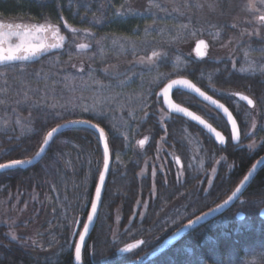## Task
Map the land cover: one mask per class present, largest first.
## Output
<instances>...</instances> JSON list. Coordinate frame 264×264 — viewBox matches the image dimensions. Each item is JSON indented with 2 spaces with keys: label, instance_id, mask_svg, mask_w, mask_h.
<instances>
[{
  "label": "trees",
  "instance_id": "trees-1",
  "mask_svg": "<svg viewBox=\"0 0 264 264\" xmlns=\"http://www.w3.org/2000/svg\"><path fill=\"white\" fill-rule=\"evenodd\" d=\"M85 1H90L91 8L82 5ZM110 1L113 0H35L31 3L12 0L6 1L11 2L10 5L2 3L18 16L21 8L30 19L35 16L40 22L57 26L61 23L63 28L66 22L94 31L96 37L129 35L140 41L141 34L148 32L146 40L126 46L123 54L116 51L114 56H95V37L85 50L78 51L77 46L64 47L37 62L20 65L24 69L22 75L17 68L0 70L3 74L0 76V99L4 100L0 104V164L13 159H32L43 145L47 132L64 122L88 119L105 129L112 159L97 217L83 245V264H125L146 255L189 220L226 200L255 159L240 151L229 154L227 162L220 163L216 176L207 186L208 174L214 169L216 152L220 148L195 124L179 118L177 127L183 134L179 132L168 139L184 159L185 178L179 182L173 166L166 165L164 176L157 174L156 192L152 197L150 176L138 179L137 175L142 160L151 154L158 135L154 133L149 141L151 146H137L138 136L156 128L146 130L147 126L139 124L136 119L157 103L158 90L171 78H188L203 91L212 93V88L222 87L223 68L218 62L188 57L179 52L182 39L170 34L164 37L151 34L150 27L154 24L169 26L167 22L161 23L159 18L145 16L116 20L112 29L107 30L105 26L114 15L111 10H106ZM114 1L119 6L123 0ZM5 8H0V14ZM96 19L99 23H95ZM159 50L170 51V55L154 70L133 68L127 76L116 80L100 72L105 65L148 56ZM259 61L257 58L256 63ZM255 65L264 68V64ZM81 68L83 71H79ZM258 74H262L261 71L244 77L232 76L230 86L235 89L240 83L251 85L254 97L261 98L264 85ZM95 90L111 91L122 98L121 103L123 98L130 97L124 101L129 109L120 110L122 118H117L116 110L108 105H103V115L97 117L67 109V105L72 108L76 104L77 97H92ZM25 92L28 93L27 100L23 99ZM174 97L175 101L196 111L214 127L221 124L196 108L199 102L189 94L175 92ZM131 112L133 115H129ZM5 120L9 122L6 128L3 126ZM222 132L228 135V131ZM102 165L98 135L88 128L75 127L55 135L44 155L32 167L1 172V198L24 191V194L36 193L34 210L39 216L48 210L51 220L47 233L42 236L44 249L20 245L7 237L4 226L0 227V264H74V245L88 216ZM145 201V213L139 219L141 208H137L138 214L134 216L135 208ZM116 209L121 212V235L114 241L112 230ZM262 209L264 166L229 210L188 229L176 243L167 245L157 256L142 264H264V220L259 216ZM238 213L243 214L242 220L236 218ZM73 219L76 220L75 227L79 222L77 232L70 225ZM138 241L144 243L131 253L122 254L121 249Z\"/></svg>",
  "mask_w": 264,
  "mask_h": 264
},
{
  "label": "rangeland",
  "instance_id": "rangeland-1",
  "mask_svg": "<svg viewBox=\"0 0 264 264\" xmlns=\"http://www.w3.org/2000/svg\"><path fill=\"white\" fill-rule=\"evenodd\" d=\"M112 2L115 5L113 7ZM112 2L110 1L109 6H106V10H111L114 14L112 15L113 19L111 18L110 22L105 26L107 30L110 31L112 29V25L116 20L124 21L131 18L135 19L145 16H152L155 19L159 18L161 23L167 22V24L169 23V26L163 24L159 25V23H157L154 24L153 27H150L151 31L149 32L161 37L170 34V36H173L174 38L179 40L182 39L179 52L184 53L188 57L198 58L194 53V43L201 39L204 40L205 44L207 45V48L204 49L202 59L210 62H220L224 59H229L233 62L236 58L235 53L239 44L251 40L264 41V39H261V36L256 34H253L252 36H248L247 34L241 35V33L249 32H259L264 35L262 26L255 19V16L264 14V4H261L260 0H254L258 9L256 13H251L245 10L248 0H221L220 8L215 12H210L206 5L202 10H195L192 8V5L196 3H204V0H152V7L149 6V0H123L122 4L119 5L120 7L116 6L118 2L115 3L114 0ZM83 3L84 4L82 5L91 8L90 1H85ZM122 5L124 6L123 8ZM156 5H159L160 7L158 8ZM183 5H188V7H183ZM174 8L178 9V11H173ZM126 9L130 11L125 12V14L121 16L115 15L117 11H125ZM57 24L62 33L66 36L67 41H69L66 45L67 48H71L72 46L76 47L80 43L91 44L92 41L96 39L95 56H108V54L109 56H114L116 51H119L121 54H123L126 52V46H133V43L136 44L140 41L143 42L148 38L146 37L148 32H145L143 36L141 34V39L139 38L140 41L134 40L129 35H126L125 37H118L115 34H108L103 37H96V32L87 29L90 33H92V35L89 36L85 34V29H80L70 24L71 27L78 30L74 35L68 29L65 28V30L61 23ZM121 24L122 23L119 25ZM184 24L189 25L188 29L181 27ZM233 24L237 25V27L233 28ZM150 28H148V30ZM159 52L161 53L163 59L157 58L151 64L146 62L147 57L151 55L149 54L148 56H144L145 63H140V57H137L131 60H122L113 64L105 65L102 67V69H100V72L102 75L116 80L118 78L127 76L128 72L133 68L139 67L148 71L155 69L162 62L169 59L168 56L170 55V51L167 50H159ZM104 69H108L107 74H105ZM217 90L219 93H224L222 89ZM176 92L180 93V91ZM120 99L122 98H120L119 95L115 96V93L111 91L102 93L95 90L92 97H77L75 102L76 104H74L75 107L73 106L70 108L71 106L69 104L67 105V109H74L77 112L84 114L86 112L92 115L91 112L83 111V108L87 106L89 109H92L94 105H99V107L96 108V111L99 112L101 108L103 109V105H108L110 108L116 110L115 115H117V118H122L123 114L120 110L126 111L129 109L130 106L124 101L130 99V97L123 98L124 100L122 103ZM158 103L153 105L149 114H147L141 120H147L146 122H142L145 126H147L145 127L146 130L151 128L154 129V126H156L162 135H160L158 139L152 158H148L142 163L141 170L137 175L138 179H143L148 175L150 176L152 189L150 193L153 198L156 192L154 184L157 180V174L164 176L168 159L174 161V157L176 156L174 155L175 152L167 147V144L171 146L172 144L167 138V134H165L166 130L169 129L168 123L171 117L168 115V113L164 112L160 103L159 105ZM129 115H133V112L129 113ZM250 144L252 145L251 148L255 149L260 143L258 141H253ZM188 166H190V162ZM216 169L217 166L209 172L207 186L209 181H212L216 176ZM153 170L156 172L155 176H153ZM176 177H178L179 182H182L185 178L184 169L177 172ZM24 192L13 195L9 194L7 198L0 197V227L4 226L7 229L6 235L9 239L13 240V235L16 237V239L13 240L14 242L16 241L23 246L44 249L45 244H43L42 236L47 233V225L51 220L50 215L48 214L49 211L46 210V212L44 211L45 213L43 215L39 216L38 211L34 210L33 205L37 200L38 194L33 192L24 194ZM146 206L147 201L142 204H138L135 208L134 216L138 214L137 208H141L138 215L140 219L145 213L144 210ZM75 222L76 220L73 219L70 223V225H72V229L75 227ZM120 222L121 212L120 209H116L115 225L112 230L114 241H117L119 235H121Z\"/></svg>",
  "mask_w": 264,
  "mask_h": 264
},
{
  "label": "snow or ice",
  "instance_id": "snow-or-ice-1",
  "mask_svg": "<svg viewBox=\"0 0 264 264\" xmlns=\"http://www.w3.org/2000/svg\"><path fill=\"white\" fill-rule=\"evenodd\" d=\"M220 2L221 0H204V3H196L192 5V8L195 10H202L205 5L207 6L208 10L210 12H215L217 9L220 8ZM261 4H264V0H260ZM149 6L152 7V0H149ZM124 6L122 5V8ZM156 7H160L159 5H156ZM183 7H188V5H183ZM245 10L251 13H256L258 11L256 4L254 0H248V4L245 6ZM125 11H117L115 15L121 16L124 15ZM173 11H178V9H173ZM223 14V13H221ZM60 19H63V17H60ZM256 21L262 26V31H264V14H260L258 16H255ZM95 23H99V20L96 19ZM181 27L184 29H188L189 25L184 24ZM233 28L237 27V25L233 24ZM64 28L68 29L71 33L74 35L77 33V29L71 27L66 22L64 24ZM61 29L54 24L50 23H44V24H23V23H0V66H3L6 70L17 68L20 71V74H23L24 69L17 64V62H24V61H30L34 58H40L43 57L45 54L52 52L53 50L61 49L65 42V36L60 34ZM85 34L91 36L92 33H90L87 29L84 30ZM51 35V39L54 42H47L46 37L48 35ZM194 34V33H193ZM247 34L248 36H252L253 34H256L258 36H261V39H264V35L261 33H241V35ZM99 43V42H97ZM115 43V41H114ZM89 47L88 44L80 43L77 46V50H85ZM207 48V45L205 44L204 40H200L197 43V54L203 55L199 51L201 48ZM261 51H264V48L261 49ZM248 56V52L245 51V57ZM157 58L163 59L160 52L153 51L150 56L147 57L146 62L148 64L153 63L154 60ZM58 62V61H57ZM140 63H145V58L140 57ZM233 67L235 68V63L233 64ZM79 71H83V68L79 69ZM105 74L108 73V69H104ZM261 73L264 74V68L260 69ZM91 72V69H90ZM3 74L0 73V76ZM36 75H39V73H36ZM96 83H99L97 81ZM181 86L182 88L190 90L191 93H194L195 96H198L203 99V101H206L208 105L214 106L215 110H222L224 115L227 116L228 123L231 124L232 127V136L231 139L233 141H239L240 140V133L237 131V121L233 118V114L229 111L227 107L223 103H220L219 99H214L213 95L206 94L205 91H202L201 88L197 87L196 84H194L191 80L188 79H179V80H172L170 83L167 84V86L163 90V95L165 97L168 96L169 92L172 91L176 86ZM55 90L54 84H53V91ZM213 94H218V96H224L225 93H219L217 89L212 88L211 89ZM232 96L238 97L240 101H246L247 105L249 107H254V101L253 99H250L247 95H243L239 92L231 93ZM28 93L25 92L23 99L27 100ZM19 102V101H18ZM4 100L0 99V104H3ZM53 108L57 107V105H52ZM63 107V106H62ZM75 107V106H74ZM99 107V105H94L92 109H89L87 106L83 108V111L91 112L93 117L102 116L103 115V109L101 108L99 112L96 111V108ZM169 109L172 112L175 113H182L185 117L190 118L191 121L198 122L199 125H203L205 128H207L210 132L215 134V137L217 140L223 144L224 143V137L221 135L219 131H216V129L212 126L210 123H206V119L202 118L200 115H196L193 112L189 111L186 107H179L175 104H168ZM67 110V109H66ZM74 110V109H73ZM31 115V114H30ZM59 115L62 116V113H59ZM8 121H3V126L6 128L8 126ZM16 124L19 125L20 121L17 119ZM85 126L88 128H91L99 133V142L103 144V169L99 173V181L96 185L95 189V198L91 200V212L88 213V222L83 224L84 232H81L79 234L80 242L75 244V260L77 264H79V261L81 260V243L85 240V233L88 232L90 224L93 223L94 215L97 213V204L101 200V185L105 182V172L109 169V146H108V138L105 133V129L103 127H100L98 123H92L91 120L88 119H80V120H70L65 124L57 125V127L52 128L51 131L47 132V134L44 136V144L47 145L50 140L54 137L55 133H58L60 129L67 128L70 126ZM148 140V137H145L144 139H141L138 141V144L141 148L144 147L145 142ZM249 147H252V145H249ZM45 149L43 146L41 147V152H43ZM159 152V149H158ZM37 156L40 155L38 152L36 154ZM31 160H23V159H13L9 163L0 164V170H9L14 169L17 167L22 168L26 164H31ZM175 163L179 165L181 163L180 158H175ZM261 163H264V160L261 161ZM156 175L155 170H153V176ZM248 177L245 176L244 180H247ZM167 182V181H165ZM209 183H212L209 181ZM237 192L240 191L239 188L236 190ZM236 193H233V196ZM229 199H232L230 196ZM139 203V201H138ZM227 203V201H225ZM191 223V221H190ZM12 239L15 240L16 237L13 235ZM144 243L143 241H138L136 244H128L126 245L121 251L125 253H131L133 249L137 248L140 244Z\"/></svg>",
  "mask_w": 264,
  "mask_h": 264
},
{
  "label": "flooded vegetation",
  "instance_id": "flooded-vegetation-1",
  "mask_svg": "<svg viewBox=\"0 0 264 264\" xmlns=\"http://www.w3.org/2000/svg\"><path fill=\"white\" fill-rule=\"evenodd\" d=\"M6 1H12V0H4V1L0 0V8H5L4 5L11 3V2H6ZM19 1L31 3L35 0H19ZM2 3L4 5H2ZM2 6H4V7H2ZM2 11H3V13L0 14V23H13V24L23 23V24H29V25H31V24H44V22H40L38 17L36 18L34 16V17H31V19H30L29 15L28 14L25 15V13H23V10L21 8H20L19 16L14 14L13 11H10L6 8L4 10L2 9ZM60 34L64 35L62 33V31L60 32ZM46 40L49 43L54 42L51 39L50 34L46 37ZM68 42L69 41H67V38L65 36V42H64V45L62 46L61 49H64V47H66ZM262 48H264V41H257V40L256 41L255 40L247 41L245 43L238 45V47L236 49V53H235L236 58L234 59L233 62L229 59H224L223 61L218 62L223 68L222 69L223 70V73H222V75H223L222 81L223 82H222L221 89L223 90L225 95L224 96H218V94H217V96H215V97L213 96V98L214 99L218 98L220 103H223L225 105V107H227L229 109V111L233 114V118L237 121V127H238V130L240 133L239 142H237L235 144L232 141L230 127H229V124L226 122V120H224L222 118V116L217 111L211 109L209 106H207L206 104H203L202 102H200L199 100H197L193 96L199 102V104L196 108H198L204 114H207L210 118H212V120L221 122V124H219V126H216V127H214L213 125L212 126L215 129H217L218 131H220L222 134H223L222 131H228V135L223 134L224 138H225V142H226L224 146H222L216 142H213V143H215V145L218 148H220L216 152L217 153L216 159L213 163V164H215L214 168L217 166V169H216L217 171L220 167V163L227 162L229 154L231 155L232 153H237L240 151L243 154H245L248 158L254 157L255 159L253 160V164H255L256 161L260 160L261 157L264 156V96L262 95L263 97L261 96V98L257 97V98H259V100L256 97H254L255 91L251 85L244 86L240 83L238 85L239 88L236 87L235 89H233L230 86V84L233 82L232 76L237 75L239 77H244L243 75L252 74L253 72L255 73L257 71H260V68L258 66H256L255 64H264V51H261ZM61 49L53 50V51H59ZM245 51L248 52L247 57H245ZM47 54H50V53H47ZM47 54H45V55H47ZM40 58H42V57H40ZM40 58H34L33 60H30V61L17 62V64L22 65V66L23 65L24 66L29 65L30 63L37 62ZM255 58L256 59L258 58V60H260V61L256 63ZM253 60H255V61H253ZM234 63H235V68L233 67ZM1 69H5V68L3 66H0V70ZM142 70L148 71L146 69H142ZM151 70H154V69H151ZM258 75H259V78L261 79L262 85H264V74H258ZM234 92H239L243 95H247L250 99H253L254 107H249L247 105V103L240 101L238 99V97L232 96L231 93H234ZM158 93H159V90L156 94L155 102L156 101H157V103L159 102L161 105V108L164 110V112L168 113V115L171 117V119L168 123L169 129L166 130V133H165V134H167V138L173 137V135H178L179 132H181L183 134L182 130L177 127L178 126L177 124H179L178 120L180 117H178L174 114L171 115L169 112H167L165 110V108L163 106V101L161 98H159ZM206 93L209 95H213L212 93H209V92H206ZM174 94H175V91L172 94V100L173 101H175ZM261 99H262V103H261ZM175 102L177 104H179L177 101H175ZM159 103H158V105H159ZM179 105L182 106L181 104H179ZM184 107H186V106H184ZM190 111H192V110H190ZM149 112H150V109L148 111H145V114L140 116V118L136 119V121L139 123L146 122L147 120L142 121L141 119L144 118L147 114H149ZM193 112L197 113L196 111H193ZM197 114L200 115L199 113H197ZM180 119L185 120L184 118L183 119L180 118ZM185 121H187V120H185ZM187 122H189V121H187ZM154 127L156 128L155 130H152L151 132L143 133L137 137V146H139V144H138L139 140L144 139L145 137H148V140L145 142V145H144V147H145L147 144H148L147 146H151L149 141L152 139L154 133L156 135H158L157 140H155L153 143L154 148H153V150H152V152L148 158H152V155H153V153L156 149V146H157L156 144L158 142V139H159L160 135H162L161 132L159 131L158 127H156V126H154ZM253 141L254 142L258 141L260 143L259 146L255 149H252L251 147H249V145H251L250 143ZM167 147L169 149H171L173 152H175L174 155H176L174 157V161L168 159L167 165L173 166L172 169L174 170L175 173H177V172L181 171L182 169H184V167H185L184 166V164H185L184 159L181 155H179L175 151L174 144H172V146L167 144ZM224 151H225V153H224ZM176 157L180 158L181 163L179 165H177L175 163ZM148 158H146V159H148ZM146 159H143L142 163ZM189 162L191 163L190 160H189ZM142 163L140 164L139 168H141ZM262 166H264V164ZM262 166L260 168H262ZM232 168H233V166L231 167V169ZM259 169L255 172L256 174L254 175L252 180L257 176ZM217 171H216V173H217ZM240 182H241V180H240Z\"/></svg>",
  "mask_w": 264,
  "mask_h": 264
},
{
  "label": "water",
  "instance_id": "water-1",
  "mask_svg": "<svg viewBox=\"0 0 264 264\" xmlns=\"http://www.w3.org/2000/svg\"><path fill=\"white\" fill-rule=\"evenodd\" d=\"M201 40H202V39H201ZM199 41H200V40H199ZM197 43H198V41L194 43V53H195L196 56L202 58V55H198V54H197V51H198V50H197ZM204 49H205V48L202 47L201 49H199V51H200L201 53H204ZM179 79H186V78L181 77V78H175V79H173V80H179ZM188 80H189V79H188ZM171 81H172V80H171ZM171 81H170V82H171ZM170 82H168V83H170ZM168 83H167V84H168ZM167 84L164 85V86L160 89V92L158 93L159 98H161L162 101H163V106H164L165 110H166L167 112H169L171 115L174 114V115H176V116H178V117H180V118H182V119L184 118L185 120L191 122L192 124H195V125H196L198 128H200L203 132L207 133V134L210 136V138H211L214 142H216V143H218V144L224 146L225 143H226V142H225V138H224V143L221 144V143L217 140V138L215 137V134H214V133L210 132V131H209L207 128H205L203 125H199L198 122H196V121H191L190 118L185 117L182 113H175V112H172V111L169 109L168 104L171 103V104H175V105H177V106H179V107H182V106H180L179 104H177L175 101L172 100V94H173L174 91H180V92L183 91V92H185V93L191 95L192 97L194 96L197 100H199V101L202 102L203 104H206L207 106H209V107H210L211 109H213V110H215L214 106L208 105L207 102H206V101H203L202 98H200V97H198V96H195V94H194V93H191L190 90L185 89V88H182V87L179 86V85L176 86V88H174L172 91H170L169 94H168V96L165 97V96L163 95V90H164V88L167 86ZM206 94H207V93H206ZM243 102L246 103V101H243ZM183 107H184V106H183ZM188 110H189V109H188ZM189 111H190V110H189ZM215 111H217V112L222 116V118H223L224 120H226V122L228 123V121H227V116L224 115V113H223L222 110H215ZM191 112H192V111H191ZM193 113L196 114L195 112H193ZM196 115H198V114H196ZM67 122H68V121H67ZM67 122H64L63 124H65V123H67ZM92 123H93V122H92ZM206 123H209V122L206 121ZM228 124H229V127H230L231 136H232V127H231V124H230V123H228ZM55 127H57V126H55ZM55 127H53V128H55ZM75 127L88 128V127H85V126H82V125H81V126H70V127H67V128H62V129H60V131H59L58 133L64 131L65 129H68V128H75ZM88 129L92 130V131H93L96 135H98V137H99V133H98V132H96L95 130H93V129H91V128H88ZM216 131H218V130L216 129ZM237 131L239 132L238 127H237ZM219 132H220V131H219ZM58 133H55L54 136L57 135ZM220 133H221V132H220ZM221 135L224 137V135H223L222 133H221ZM53 138H54V137H53ZM53 138L50 140V142H49L47 145H45L44 142H43V145H42V146H43V148H44L45 150H44L43 152H41V151H40L41 148H40V149L38 150V152L40 153V155H39V156L34 155L33 158L30 159V160L32 161L31 164H26V165H24L22 168H20V167H17V168L23 170V169L30 168V167H32L35 163H37L38 160H39V159L44 155V153L46 152V148L51 144ZM232 141H233V140H232ZM233 142L236 144V143L239 142V141H233ZM42 146H41V147H42ZM100 146H101V148H102V153H103V144L100 143ZM111 159H112V158H111L110 147H109V167H110V164H111ZM262 160H264V156L261 157L260 160L256 161V163L253 164V165L251 166V169L246 173L245 176H247L248 179H247V180H244V177H245V176H244L243 179L241 180V182L238 184V186H237V187H236V188L230 193L229 197L231 196L232 199H229V197H228L226 200L220 202V204H218V205H216V206H213L211 209H209V211L204 212V213H202V214H199V216H197V217H195V218H193V219L190 220L191 223H190V221H188V223L182 225V226L179 227L178 230H176L174 233L168 235L167 238L163 239V240L160 242V244L157 245V247H155V248L151 249L150 251L146 252V255H144V256H142V257H140V258H138V259H135V261H132V262H129V263H125V264H142V263L146 262L147 259H150V258H152V257H155V256H157L158 253L162 252V251L167 247V245H173L174 243H176L180 237H182L183 235H185V233L188 231V229H193V228L198 227V226L201 225V224H204V223H206V222H209L210 220H212V219H214V218L220 216V214H223L224 212H226L227 210H229V209L231 208V205H232V204H233V203H234V202L240 197L241 192H242V191H243V190L249 185V183L251 182L252 178H253L254 175L256 174L255 172H256V171H257V170H258V169L264 164V163H261ZM14 169H16V168H14ZM101 169L104 170V169H103V165H102V168H101ZM9 170H12V169H9ZM102 170H101V171H102ZM109 170H110V169H108V170L105 172V182H106V178H107V174H108ZM3 171H5V170H0V173L3 172ZM98 180H99V178H98ZM105 182L101 185V195H102V192H103L102 189H103V187H104ZM98 183H100V181H98ZM98 183H97V184H98ZM237 188L240 189L239 192L236 191ZM95 189H96V187H95ZM94 191H95V190H94ZM233 193H236V194L233 196ZM94 198H95V192H94V195H93V198H92V199H94ZM225 201H227V203H225ZM99 206H100V201H99L98 204H97V211H98V209H99ZM91 210H92V209H91V205H90V208H89L88 213L91 212ZM97 214H98V213H96V214L94 215L93 223H94V221H95V219H96V217H97ZM259 216L264 220V209H262V210L259 212ZM87 217H88V216H87ZM236 217H238L239 220H242V219H243V214L238 213ZM87 222H88V219H86L85 223H87ZM93 223L90 224V227H89L88 232L85 233V240H84V242L81 243V255H82V250H83V247H84L83 245H84V243H85L87 237L89 236V233L91 232V229H92V227H93V225H94ZM78 227H79V222L76 223L75 232L78 231ZM81 232H84V228H82V230L80 231V233H81ZM78 242H80V237H79V235H78V238H77V240H76V243H78ZM76 243H75V244H76ZM136 243H137V242H135V244H136ZM141 245H142V244H140L137 248H139ZM135 249H136V248H135ZM135 249H133L132 251H134ZM122 254H128V253H125V252L122 251ZM73 258H74V259H73V260H74V264H77V262H76V260H75V245H74V251H73ZM79 264H83V263H82V257H81V260L79 261Z\"/></svg>",
  "mask_w": 264,
  "mask_h": 264
}]
</instances>
